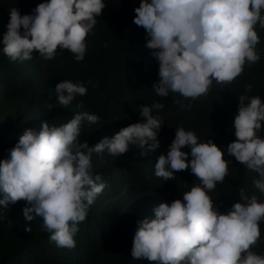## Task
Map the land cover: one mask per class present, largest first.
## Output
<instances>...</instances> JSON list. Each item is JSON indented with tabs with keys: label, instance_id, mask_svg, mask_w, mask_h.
I'll list each match as a JSON object with an SVG mask.
<instances>
[{
	"label": "clouds",
	"instance_id": "clouds-1",
	"mask_svg": "<svg viewBox=\"0 0 264 264\" xmlns=\"http://www.w3.org/2000/svg\"><path fill=\"white\" fill-rule=\"evenodd\" d=\"M105 7V0H44L23 15L13 7L3 35V53L12 61L31 60L34 52L51 60L59 48L83 61L86 37ZM134 11L133 23L145 30V47L159 63L153 88L157 96L168 97L171 92L194 101L208 94L213 81L230 84L246 61L252 64L260 59L255 26L264 28V0H141ZM55 91L58 103L65 107L87 94L83 82L71 80L59 82ZM248 92L251 85L238 97L233 122L236 139L227 153L259 173L254 184L264 194V139L257 135L264 123V103ZM174 103L181 110L191 107L180 99L174 98ZM163 107L155 101L141 105L142 120L91 147L80 140L81 122L95 124L99 117L88 112L77 113L59 126L44 121L38 131L26 129L9 150V158L0 161V205L7 208L25 201L27 221L42 218L50 240L58 247L74 248L78 224L106 186L99 174L93 176V153L118 157L136 145L143 156L159 149L162 121L153 112ZM185 147L191 152L183 151ZM228 164L224 150L213 140L200 142L193 131L177 127L166 154L157 158L155 175L174 180V173L190 169L199 183H193L182 199L156 206L154 218L137 221L132 258L157 264H264V254L251 250L260 237L264 202L241 188L240 200L225 213L214 207L209 195L224 181ZM25 231L31 232V226Z\"/></svg>",
	"mask_w": 264,
	"mask_h": 264
},
{
	"label": "trees",
	"instance_id": "trees-1",
	"mask_svg": "<svg viewBox=\"0 0 264 264\" xmlns=\"http://www.w3.org/2000/svg\"><path fill=\"white\" fill-rule=\"evenodd\" d=\"M41 2L44 0H0V161L9 158V150L26 129L38 131L44 121L59 126L77 113L97 115L99 121L95 124L81 122L80 140L91 147L142 120L140 106L154 101L164 104L163 109L153 112L162 121L158 133L161 147L143 156L136 145H130L118 157L93 153V176L99 174L106 186L89 207L86 219L78 224L74 248L58 247L50 240L42 218L27 221L23 214L25 201L7 208L0 205V264H157L133 259L131 249L137 221L154 218L156 206L182 199L193 183H199L190 169L174 173V180L165 181L155 175L158 156L166 154L181 125L193 131L200 142L213 140L229 161L224 181L209 192L214 207L220 212L229 211L240 200L241 188L264 202V194L254 184L259 173L248 170L227 153V146L236 139L233 122L239 95L251 85L247 95L259 96L264 103V28L255 26L260 38L256 45L260 59L256 63L246 61L242 73L230 84L221 86L213 81L206 96L184 100L171 92L168 97L157 96L153 89L159 79V63L151 55L152 50L145 47V30L133 23L134 9L141 0H105L102 15L86 37L83 61H76L70 51L59 48L51 60L34 52L31 60L12 61L3 53L2 43L9 11L17 7L22 15L29 14ZM63 80L83 82L87 94L77 96L67 107L60 105L55 88ZM174 98L191 107L181 110ZM257 135L264 139V123ZM182 150L191 152L189 147ZM28 225L31 232L25 231ZM259 226L260 237L251 250L264 254V219Z\"/></svg>",
	"mask_w": 264,
	"mask_h": 264
}]
</instances>
